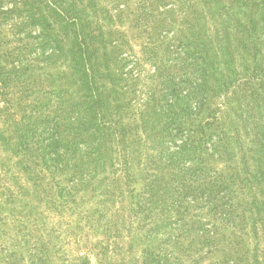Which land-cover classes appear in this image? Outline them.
Wrapping results in <instances>:
<instances>
[{
	"label": "trees",
	"instance_id": "trees-1",
	"mask_svg": "<svg viewBox=\"0 0 264 264\" xmlns=\"http://www.w3.org/2000/svg\"><path fill=\"white\" fill-rule=\"evenodd\" d=\"M0 264H264V0H0Z\"/></svg>",
	"mask_w": 264,
	"mask_h": 264
},
{
	"label": "rangeland",
	"instance_id": "rangeland-1",
	"mask_svg": "<svg viewBox=\"0 0 264 264\" xmlns=\"http://www.w3.org/2000/svg\"><path fill=\"white\" fill-rule=\"evenodd\" d=\"M220 167H222V165H220Z\"/></svg>",
	"mask_w": 264,
	"mask_h": 264
}]
</instances>
